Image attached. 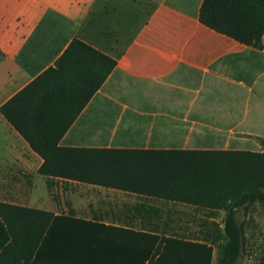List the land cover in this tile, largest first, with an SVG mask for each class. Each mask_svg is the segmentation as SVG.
I'll return each mask as SVG.
<instances>
[{"label": "crops", "instance_id": "1", "mask_svg": "<svg viewBox=\"0 0 264 264\" xmlns=\"http://www.w3.org/2000/svg\"><path fill=\"white\" fill-rule=\"evenodd\" d=\"M202 1L0 0V107L48 70L40 90L79 86L69 95L76 107L87 94L80 92L84 81H97L106 66L91 48L115 66L66 127L60 147L232 150L231 140L218 145L202 134L264 133V36L255 49L209 29L198 19ZM41 164L0 113L1 203L147 227L134 211L117 219L116 205L135 202L114 203L106 194L151 198L41 175ZM82 187L85 193L76 192Z\"/></svg>", "mask_w": 264, "mask_h": 264}, {"label": "trees", "instance_id": "2", "mask_svg": "<svg viewBox=\"0 0 264 264\" xmlns=\"http://www.w3.org/2000/svg\"><path fill=\"white\" fill-rule=\"evenodd\" d=\"M198 19L240 44L262 48L264 0H203ZM72 45L86 46L78 40ZM89 50L106 66L97 81H84L80 92L87 94L76 107L69 95L79 86L54 84L40 90L51 70L0 107L42 159L39 174L208 211L225 210L228 219L237 208L264 203V141L258 152L60 147L66 127L115 66V61ZM67 109L73 110L70 118L61 114ZM61 122V131L49 130ZM205 233L201 239L165 236L147 227L105 226L73 214L0 202V264H212L214 242ZM223 233L227 240L219 264H234L239 230L228 221Z\"/></svg>", "mask_w": 264, "mask_h": 264}, {"label": "rangeland", "instance_id": "3", "mask_svg": "<svg viewBox=\"0 0 264 264\" xmlns=\"http://www.w3.org/2000/svg\"><path fill=\"white\" fill-rule=\"evenodd\" d=\"M230 135L224 132L202 134L208 139L216 140L218 145H224L227 140H231L233 150L258 152L261 148L260 143L264 141V136H262L264 133L256 131L250 134ZM79 191L85 193L86 188H77L76 192ZM91 194L100 196L103 195V191L92 190ZM106 196L114 203H125L126 201L133 204L135 202L134 208L133 205H130L129 208L121 206L120 209L119 205H116L120 210L114 215L117 219L127 220L126 217L133 216L132 212L134 211L136 217L144 221L141 222L142 225H146L150 230L165 236L201 239L202 232L205 230V234H208L210 240L214 242L212 264H219L222 258V250L227 240L224 239L223 229L225 223L229 221L238 228L240 233L238 255L234 264H264V203L257 202L247 207L237 208L231 212L232 214L228 219V212L225 210L208 211L193 206L153 199L142 200L137 198L133 201V199L123 195L118 196L116 193L109 192ZM77 215L83 216V213L79 211ZM125 223L138 226L134 219H129Z\"/></svg>", "mask_w": 264, "mask_h": 264}]
</instances>
